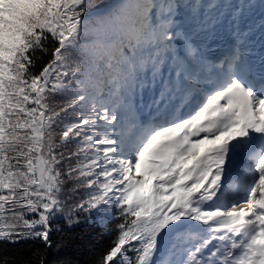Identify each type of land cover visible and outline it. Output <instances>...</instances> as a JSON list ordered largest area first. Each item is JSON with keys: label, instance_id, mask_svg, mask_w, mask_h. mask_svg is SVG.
I'll use <instances>...</instances> for the list:
<instances>
[{"label": "snow or ice", "instance_id": "snow-or-ice-1", "mask_svg": "<svg viewBox=\"0 0 264 264\" xmlns=\"http://www.w3.org/2000/svg\"><path fill=\"white\" fill-rule=\"evenodd\" d=\"M91 220L92 264H264V0H0V246Z\"/></svg>", "mask_w": 264, "mask_h": 264}, {"label": "trees", "instance_id": "trees-1", "mask_svg": "<svg viewBox=\"0 0 264 264\" xmlns=\"http://www.w3.org/2000/svg\"><path fill=\"white\" fill-rule=\"evenodd\" d=\"M105 6L111 7L118 0H102ZM63 223L62 221L60 222ZM114 221L104 224L91 220L84 222L76 228L60 233H54L51 237L53 247L45 250L40 241H21L17 245L0 246L3 255L13 256L17 253L27 258L33 251L44 253L47 251L46 264H57L60 260H71L72 264H92L96 256L104 251L114 237Z\"/></svg>", "mask_w": 264, "mask_h": 264}, {"label": "bare ground", "instance_id": "bare-ground-1", "mask_svg": "<svg viewBox=\"0 0 264 264\" xmlns=\"http://www.w3.org/2000/svg\"><path fill=\"white\" fill-rule=\"evenodd\" d=\"M143 112H141V113H138V115H139V117H140V119H143V114H142Z\"/></svg>", "mask_w": 264, "mask_h": 264}]
</instances>
